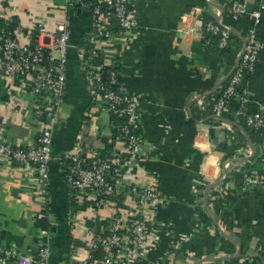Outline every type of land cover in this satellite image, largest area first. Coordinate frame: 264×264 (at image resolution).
Instances as JSON below:
<instances>
[{"label": "crops", "instance_id": "1", "mask_svg": "<svg viewBox=\"0 0 264 264\" xmlns=\"http://www.w3.org/2000/svg\"><path fill=\"white\" fill-rule=\"evenodd\" d=\"M70 1L81 2L78 10L68 13L70 44L78 47L91 30L93 0H3L0 18L13 22L15 37L28 42L35 20L54 32ZM235 1L130 0L139 25L136 33L123 39L116 32L101 46L123 90L140 98L145 179L159 198L147 212L150 247L129 264H264V251H257L264 249V187L243 190L241 184L246 174L263 173L264 127L254 131L246 118L264 105V51L247 79L250 101L245 115L236 116L240 106L236 100L229 102L223 118L212 115L221 82L245 44L248 20L232 19ZM240 1L249 10L263 6L257 34L264 41V0ZM212 22L230 27L226 48H220L219 39L205 30ZM65 77L64 101L53 133L54 155L71 149L81 131L89 155L111 156L117 124L105 111L94 119L86 115L89 98L74 48L68 50ZM46 115L43 99L6 81L0 68V141L33 146ZM28 178L24 169L0 162V244L33 253L43 241L37 232L46 221ZM125 192V187L118 189L120 205ZM49 194L50 214L58 227L52 236L50 264H60L68 245L62 219L71 201L56 162L50 165ZM75 244L83 246L79 239Z\"/></svg>", "mask_w": 264, "mask_h": 264}, {"label": "built area", "instance_id": "2", "mask_svg": "<svg viewBox=\"0 0 264 264\" xmlns=\"http://www.w3.org/2000/svg\"><path fill=\"white\" fill-rule=\"evenodd\" d=\"M89 9L91 30L78 47L70 44L68 13L78 10L72 1L63 9L65 17L54 32L48 31L40 20L33 22L30 29L33 41L30 38L28 42H20L15 31L6 28L10 21L0 18L4 22L0 28L2 77L15 82L31 97L43 99L47 107V115L33 146L19 147L0 141V162L15 164L26 171L34 185V200L46 221L37 232L43 241L35 245L33 253L0 244V264H50L54 233L51 229L57 225V219L50 214L52 162L61 166L70 201L80 207L77 211L70 208L62 219L72 241L68 242L60 264H129L141 259L150 247L152 236L146 228L147 212L159 198L153 184L145 179L143 143L139 136L140 98L123 90L115 67L105 59L101 47L116 32L123 39L132 37L139 28L138 20L130 0H96ZM262 9L263 6L249 10L246 2L240 0L232 4V19L246 18L248 26L240 60L219 89L212 107V115L217 120L229 113L228 104L232 100L240 105L236 116L245 115L244 107L250 101L247 79L254 73L264 51V41L257 34ZM205 30L219 39L220 48L228 46L231 34L228 25L212 22ZM70 48L75 50L78 70L89 98L86 115L94 119L96 113L105 111L120 121L110 141L114 153L103 159L86 152L81 131L71 149L57 156L53 153V133L64 101L65 67ZM246 125L254 131L264 127V105L247 116ZM262 171L246 174L242 189L264 187V167ZM121 187H125L126 192L125 202L120 205L116 199ZM78 239L83 243L82 247L75 244ZM257 251L264 249L260 247Z\"/></svg>", "mask_w": 264, "mask_h": 264}, {"label": "trees", "instance_id": "3", "mask_svg": "<svg viewBox=\"0 0 264 264\" xmlns=\"http://www.w3.org/2000/svg\"><path fill=\"white\" fill-rule=\"evenodd\" d=\"M93 3H96V0H93ZM74 4V3H73ZM4 26V22L3 21H1L0 20V28L1 27H3ZM6 28L9 30V31H13L14 29H15V25H14V23L13 22H10L9 24H8V26H6ZM32 41H33V39H34V36L32 35ZM224 52H225V49H224ZM112 117V116H111ZM113 118V120L116 122V124H117V126L119 125V120H117L116 118H114V117H112ZM116 133V129H114V134ZM113 134V135H114ZM112 135V136H113ZM108 147H110V145L108 144L107 145V148ZM260 166H258V167H256L257 169L259 168ZM119 204V203H118ZM73 207V211H77V210H80V207H76V206H74V203L73 202H71V204H70V206H69V208H72ZM62 223H63V221H62ZM92 226V225H91ZM67 228V227H66ZM54 229H55V231H54V233L52 234V236H55L56 235V231H58V227H57V225L56 226H54ZM68 229V228H67ZM96 230H98V226H96ZM67 239H68V242H70V241H72V238H71V235H70V233H69V230H67Z\"/></svg>", "mask_w": 264, "mask_h": 264}, {"label": "water", "instance_id": "4", "mask_svg": "<svg viewBox=\"0 0 264 264\" xmlns=\"http://www.w3.org/2000/svg\"><path fill=\"white\" fill-rule=\"evenodd\" d=\"M81 3H78V5H80ZM77 5V6H78ZM243 51V50H242ZM241 55H242V52L240 53V55H239V57L237 58V60H236V62H235V65H234V67H233V69L231 70V72L229 73V75L221 82V84H223V83H225L226 81H227V79L229 78V76L231 75V73H232V71L234 70V68H235V66L237 65V63L239 62V60H240V57H241ZM52 230V232H54L55 231V229H51ZM217 261H224L225 260V258H219V259H216ZM203 261H198V262H196V263H194V264H201Z\"/></svg>", "mask_w": 264, "mask_h": 264}]
</instances>
